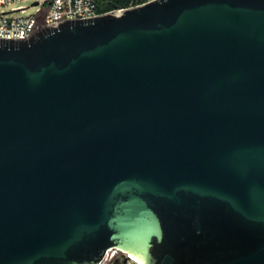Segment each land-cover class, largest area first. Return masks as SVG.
<instances>
[{
	"label": "water",
	"instance_id": "water-1",
	"mask_svg": "<svg viewBox=\"0 0 264 264\" xmlns=\"http://www.w3.org/2000/svg\"><path fill=\"white\" fill-rule=\"evenodd\" d=\"M0 264H264V0L0 37Z\"/></svg>",
	"mask_w": 264,
	"mask_h": 264
},
{
	"label": "built area",
	"instance_id": "built-area-1",
	"mask_svg": "<svg viewBox=\"0 0 264 264\" xmlns=\"http://www.w3.org/2000/svg\"><path fill=\"white\" fill-rule=\"evenodd\" d=\"M14 1L16 0H0V37H29L32 31L41 25L100 13L98 0H47L45 1L47 5L35 14L23 16L17 12H23L27 7L7 9L8 5ZM35 1L38 2L35 5L41 4V0ZM145 1L148 0H128V6ZM125 7H120V9ZM118 252L117 248L108 249L103 263L111 261Z\"/></svg>",
	"mask_w": 264,
	"mask_h": 264
},
{
	"label": "rangeland",
	"instance_id": "rangeland-1",
	"mask_svg": "<svg viewBox=\"0 0 264 264\" xmlns=\"http://www.w3.org/2000/svg\"><path fill=\"white\" fill-rule=\"evenodd\" d=\"M35 0H16L8 5L7 9L11 8H19V7H27L25 11H18L17 13L23 16H30L32 14H35L40 9H42L44 6L47 5V0H41L40 5L33 4Z\"/></svg>",
	"mask_w": 264,
	"mask_h": 264
},
{
	"label": "trees",
	"instance_id": "trees-1",
	"mask_svg": "<svg viewBox=\"0 0 264 264\" xmlns=\"http://www.w3.org/2000/svg\"><path fill=\"white\" fill-rule=\"evenodd\" d=\"M128 0H98L99 12H105L114 8L128 6Z\"/></svg>",
	"mask_w": 264,
	"mask_h": 264
},
{
	"label": "flooded vegetation",
	"instance_id": "flooded-vegetation-1",
	"mask_svg": "<svg viewBox=\"0 0 264 264\" xmlns=\"http://www.w3.org/2000/svg\"><path fill=\"white\" fill-rule=\"evenodd\" d=\"M120 252V251H119ZM119 252H118V254H119Z\"/></svg>",
	"mask_w": 264,
	"mask_h": 264
}]
</instances>
